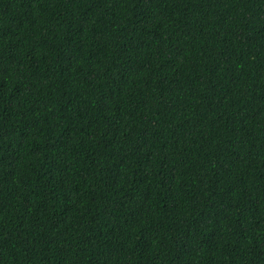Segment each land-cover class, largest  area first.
I'll list each match as a JSON object with an SVG mask.
<instances>
[{
	"label": "trees",
	"instance_id": "trees-1",
	"mask_svg": "<svg viewBox=\"0 0 264 264\" xmlns=\"http://www.w3.org/2000/svg\"><path fill=\"white\" fill-rule=\"evenodd\" d=\"M0 264H264V0H0Z\"/></svg>",
	"mask_w": 264,
	"mask_h": 264
}]
</instances>
